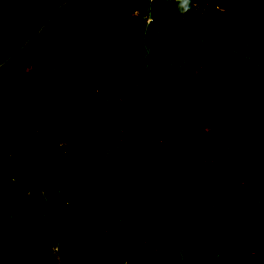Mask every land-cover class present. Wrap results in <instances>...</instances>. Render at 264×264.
Returning <instances> with one entry per match:
<instances>
[{
  "label": "trees",
  "instance_id": "trees-1",
  "mask_svg": "<svg viewBox=\"0 0 264 264\" xmlns=\"http://www.w3.org/2000/svg\"><path fill=\"white\" fill-rule=\"evenodd\" d=\"M47 31L59 75L0 158V264H79L78 247L106 232L112 245L86 264H264V0H71ZM71 110L90 131L72 148L35 135ZM153 133L161 143L131 146Z\"/></svg>",
  "mask_w": 264,
  "mask_h": 264
},
{
  "label": "flooded vegetation",
  "instance_id": "flooded-vegetation-1",
  "mask_svg": "<svg viewBox=\"0 0 264 264\" xmlns=\"http://www.w3.org/2000/svg\"><path fill=\"white\" fill-rule=\"evenodd\" d=\"M53 0H0V152L13 140V136L25 127L33 126L32 118L24 115V109L32 106L38 87L53 86L55 75V50L51 32L34 38L46 22L44 15ZM23 51L18 59L9 60ZM75 63L65 70L72 73ZM77 69V67H75ZM23 71V73H22ZM31 93V99L23 100V92ZM14 118V120H13ZM23 126L12 129L10 123Z\"/></svg>",
  "mask_w": 264,
  "mask_h": 264
},
{
  "label": "rangeland",
  "instance_id": "rangeland-1",
  "mask_svg": "<svg viewBox=\"0 0 264 264\" xmlns=\"http://www.w3.org/2000/svg\"><path fill=\"white\" fill-rule=\"evenodd\" d=\"M134 16H137V12L134 14ZM250 47H251V43H248L244 46H242V55H243V59L242 61L248 60L250 58ZM223 53V52H221ZM220 53V55H221ZM227 57L225 56V59ZM80 67L76 69V74H79L80 71ZM200 69L195 70L194 73H197ZM23 73V71H22ZM80 77H78V75H71V79L72 80H79ZM140 93L135 92V91H126L125 95H123V99H126V101H129L131 103H134L135 105H138L139 103V97H140ZM101 98H98L97 100H94L92 102L93 105L98 106L100 108H91L89 109V111L95 115V113L98 111L100 112L102 110V112L105 111V107H101ZM65 115L68 116V118L65 119L67 123H59V122H53V123H45L42 124L40 122V124L37 125V129H35L36 134L38 136H41L45 139L48 138V142L51 145V148L55 149L57 147L61 148V147H66V148H72V143L74 140V136L76 135H80L83 136L84 138L87 137L88 135H90V131H88V129L84 126V124L82 123V121H78L76 124H73L72 122H76V120L74 119L75 116H78L77 110L72 111L71 113L64 112ZM107 114V112H106ZM105 114V115H106ZM146 126L155 131L156 130V126L154 124V119L148 117ZM205 133V140L206 141H210L212 143H216L218 140V137L216 138L215 135V130H212L210 128H206L204 130ZM154 134V133H153ZM49 136V137H48ZM215 140V141H214ZM214 141V142H213ZM162 139L161 138H157L156 134L153 135V137H151L148 141H140V140H136L134 143H132L131 146L135 147V149L137 151H141L142 149L146 148V146L148 145V143H161ZM61 146V147H60ZM221 159V156L218 155L215 157V163ZM237 159V157H233L232 160ZM122 163V162H121ZM123 164V163H122ZM240 169H238L239 171ZM246 171V170H245ZM244 171V172H245ZM133 174H135L134 172V166L132 165L131 167H129L128 169H122V178L126 181V185L128 187L129 190V197L131 198V203L134 204L136 202L137 199V178L136 176L134 177ZM132 175V176H131ZM260 176H263L264 173L263 171L260 170L259 173ZM130 176L131 178L128 180L127 182V177ZM149 194H153V192H148ZM252 192H250L251 194ZM158 196L160 194H157ZM159 198H161V196L156 197L155 200L157 201ZM43 208V207H41ZM41 210V209H40ZM44 232H48V228L47 226H44ZM109 233L106 232L104 235H102L101 237H98L97 239H95L94 241H91L89 243H85L82 246L78 247L77 249V253H76V257L77 259L80 261L79 264H86L85 259L87 256H93L99 252H103V251H107L109 246L112 245V240L109 237ZM112 235V234H111ZM147 257H151V254H148ZM87 259L89 260V257H87ZM140 259V263L142 264V255L139 256ZM52 263L53 264H60V259L58 257H53L51 258ZM96 262L99 264L102 262V258L99 259V257L96 258Z\"/></svg>",
  "mask_w": 264,
  "mask_h": 264
},
{
  "label": "water",
  "instance_id": "water-1",
  "mask_svg": "<svg viewBox=\"0 0 264 264\" xmlns=\"http://www.w3.org/2000/svg\"><path fill=\"white\" fill-rule=\"evenodd\" d=\"M71 3V0H64L59 6L57 9H55L50 15L49 17L47 18L46 22L40 27V29L38 30V32L34 35V38H36L37 35H39V33L42 31V29L48 25L55 17H57L60 12L62 11V9L67 5ZM23 51V49H21L19 52L15 53L13 56H11L9 60H14V59H18L19 55L21 54V52ZM2 66H0V70L2 69ZM32 126H29V127H25L23 129H21L19 131V133L15 134L13 136V140L6 146V149L3 150V153H0V157L1 155L3 154H6L7 151H9L10 149H13L15 147H17L20 143V140L25 137V136H28L29 134H31V131H32Z\"/></svg>",
  "mask_w": 264,
  "mask_h": 264
},
{
  "label": "crops",
  "instance_id": "crops-1",
  "mask_svg": "<svg viewBox=\"0 0 264 264\" xmlns=\"http://www.w3.org/2000/svg\"><path fill=\"white\" fill-rule=\"evenodd\" d=\"M20 141H21V140H20ZM19 145H20V143H19ZM19 145L17 146L18 148H19ZM10 150H11V149H10ZM10 150H9V151H10ZM9 151H7V152H6V154H3V155H1V157H4V156H6V155L9 153ZM0 153H3V151H2V152H0ZM1 157H0V158H1Z\"/></svg>",
  "mask_w": 264,
  "mask_h": 264
},
{
  "label": "snow or ice",
  "instance_id": "snow-or-ice-1",
  "mask_svg": "<svg viewBox=\"0 0 264 264\" xmlns=\"http://www.w3.org/2000/svg\"><path fill=\"white\" fill-rule=\"evenodd\" d=\"M184 3L186 4L187 3V0H184Z\"/></svg>",
  "mask_w": 264,
  "mask_h": 264
}]
</instances>
